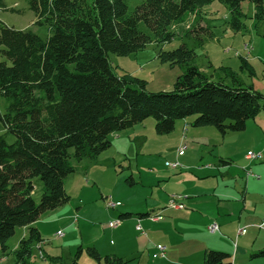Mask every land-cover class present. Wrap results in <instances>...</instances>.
I'll return each instance as SVG.
<instances>
[{
  "label": "trees",
  "instance_id": "16d2710c",
  "mask_svg": "<svg viewBox=\"0 0 264 264\" xmlns=\"http://www.w3.org/2000/svg\"><path fill=\"white\" fill-rule=\"evenodd\" d=\"M24 1L26 8L19 10L0 0V11H31L35 25L47 26L50 36L44 39L0 22V98L9 101L6 113L0 112L6 129L0 136V244L7 252L16 230H28L15 252L18 264H28L34 243L45 242L35 226L40 216L70 202L65 181L76 172L73 162L96 160L113 146L115 134L152 117L157 133L166 135L178 120L195 116L193 126H214L226 135L245 131L248 121L264 112L262 92L236 78L233 85L209 78L186 44L162 49L176 37L177 24L213 2L229 8L228 25L241 32L246 28L244 2L253 4V18L261 23L264 0H146L132 13L128 0ZM191 33L213 37L211 27L202 23ZM151 43L160 49L162 63L183 69L173 91L149 92L145 81L118 75L110 61V54L128 57ZM243 62L253 74L248 60ZM8 134L16 137L13 144L7 143ZM36 179L42 182L39 201L34 198ZM88 251L102 264L95 248ZM82 253L79 247L73 264H79ZM261 257L264 251L252 255ZM104 259L106 264L128 263ZM204 264L233 263L230 254L207 250Z\"/></svg>",
  "mask_w": 264,
  "mask_h": 264
},
{
  "label": "rangeland",
  "instance_id": "374dc122",
  "mask_svg": "<svg viewBox=\"0 0 264 264\" xmlns=\"http://www.w3.org/2000/svg\"><path fill=\"white\" fill-rule=\"evenodd\" d=\"M145 1L128 0L129 13ZM5 3L8 8L19 10L26 8L24 0H5ZM243 9L247 18L244 20L246 28L241 32L230 28L229 8L216 1L204 8L202 16L191 14L182 23L177 24L174 27L176 37L162 49L171 51L186 44L196 53L197 67L209 78L216 81L222 80L228 85H233V79L236 78L244 86L253 87L264 94V57L262 61L260 59L253 63L248 61L253 74L249 68H244L243 62V60L251 59L249 55L251 52L257 58H260L259 54L264 56V21L258 23L253 18L252 3L244 2ZM35 21V14L31 11L23 15L0 11V22L17 30H31L47 39L50 36L49 28L35 25ZM202 22L211 27L214 37L193 36L191 30ZM141 29L149 33L144 25H141ZM255 43L258 47L257 55L253 49ZM159 50L155 43H151L145 50L128 57L110 54V61L118 75L130 74L145 81L149 92H170L174 90L177 79L183 74V69L178 65L162 63L158 58ZM224 68L230 69L234 77ZM8 104L7 99L0 98L2 114L6 113ZM263 117L264 112L255 120L248 121L247 132L228 133L226 137L214 126H193L197 118L195 116L188 118L191 119L188 134L183 126L179 128L180 123L184 125V120H178L172 133L160 135L156 131V121L152 117L132 129L115 134L112 137L113 146L98 157V160L87 159L82 162H73L76 172L65 181V188L71 200L56 210L42 214L35 223L36 228H40L45 242L34 243L28 264H73L79 247L83 248L80 264H99V261L88 251V248H95V241L97 243L99 238H102V241L97 245L101 251L98 247L96 249L102 257V264H106L104 259L106 255L115 254L117 251H122L126 256L127 264H165L166 262L161 260L162 257L160 260L153 258L155 250L157 255L161 256L162 253L157 249L158 243H155L156 246L150 243V231L145 225L142 224L143 229L141 227L138 231L129 230L121 246L120 243L123 240L120 239V235L118 236L119 231L112 230L109 227L110 222L117 221L119 213H124L126 208H132L134 218L138 219L140 214L149 213L163 204L170 206L172 196L185 205L184 202L189 195L181 193V190L188 189L193 192V189L199 188L200 190L192 193L196 195L191 200L213 199V188L217 185L220 186L218 194L228 193L231 198L225 197L226 200L235 205L234 216L228 215L233 219L232 228L225 230L220 225L222 231L212 233L210 227L207 229L198 222L189 221L181 224L176 227L178 231H174L178 239L175 240L176 246L172 248L173 255L170 247L167 252L165 249L163 251L164 255L166 253L169 257L167 260L172 257L176 261L186 262L184 264H204L202 255H198L203 247L227 254L229 253L226 250L233 248L230 255L234 264L236 234L238 236L239 229L246 230V233L240 236L241 239L254 241L255 250H260L259 247L264 244V229H261L260 225L264 220H261L257 227H249L246 223L247 216H245L240 226L238 212L244 208L243 195L249 177L258 182L264 179V159L248 160L246 158L248 150H255V146L259 144L264 145V136L258 134L254 126L255 121ZM4 134L6 129L0 121V136ZM185 134L188 150L186 156L182 158L183 164L180 163L182 167L173 170L167 167L166 163L176 162L180 143ZM6 140L8 144H13L16 137L8 134ZM224 156L226 159H232V165L224 166L220 162ZM209 164L214 165L209 167ZM252 170H255V173ZM35 184L34 198L39 201L42 195V182L36 179ZM249 197V215L254 216L255 207L258 214H263L264 188H252ZM109 202L118 204L119 208L109 209ZM185 207L186 210L192 209L187 205ZM216 218H219L218 214L215 215ZM213 224L216 222L214 221ZM124 228L126 225L120 230ZM57 230L64 233L63 238L55 234ZM28 237L29 232L26 228H18L16 234L6 243L7 252L3 251L0 244V264H18L15 252L20 248V242ZM221 237L230 239L231 246L229 242L218 243L217 240ZM154 239L162 242L161 246H163L167 236L160 234ZM130 250H139V253L130 255ZM43 253L44 256H42ZM54 258L58 263L54 262ZM155 258L158 257L155 256ZM242 262L241 264H244Z\"/></svg>",
  "mask_w": 264,
  "mask_h": 264
},
{
  "label": "crops",
  "instance_id": "0c3cea01",
  "mask_svg": "<svg viewBox=\"0 0 264 264\" xmlns=\"http://www.w3.org/2000/svg\"><path fill=\"white\" fill-rule=\"evenodd\" d=\"M203 11L199 13L200 16H202ZM196 15L197 14H194V16H196ZM202 25H204V22H202ZM213 37H214V33H213ZM254 46H255V48H253V49H254V51L256 52V55H257V51H258L257 43H255ZM249 55H250L251 59L250 60L248 59V61H251L252 63L255 62V60L259 61V59H260V61H262L263 57H264V56H261V54H259L260 58H257L256 56L252 55V52ZM250 66H251V64H250ZM190 121H191V119H186V120L183 121L184 125H181V123L179 125L180 126L179 128H181V126H183V128H184L185 132H187V134L189 133L188 127L190 125ZM254 126L258 130V134L264 136V117L261 118L259 121L256 120ZM248 128L249 127H248V123H247V127H246V130H245L246 132L248 131ZM226 135H223V136L226 137ZM186 137L187 136L185 134V136L182 139V142L180 144H182L183 142L186 141V139H187ZM113 144H114V141H113ZM261 145L262 144L256 145L255 146V148H256L255 150H248V152L246 154V158H247V155H248L249 152H254V153L256 152L257 154H261V158L260 159H252V160L264 159V145H262V146ZM185 156H186V152H185V154L183 156H179L178 155L176 162H179V163L183 164L182 163V160H183L182 158L185 157ZM225 157L226 156L221 158L220 162L224 166L232 165V162H233L232 159L231 158L230 159L229 158L226 159ZM96 160H98V159H96ZM248 160H250V159H248ZM213 165L214 164H209L208 166L212 167ZM173 170H177V169H173ZM255 170H256V168H255ZM255 170H252V172L255 173ZM250 174H252V173H250ZM260 179H262L261 176H260ZM255 187H259L260 189L264 188V179H263V181L258 182L256 180H253L251 177H249V179L247 180V187H246L245 193L243 195L244 208L241 209L238 212L239 213V219H240L239 220L240 226H242L241 222L243 221L245 216H247V222L246 223L249 225V227H251V226L252 227H257V225L258 226L260 225V221L264 220V213L263 214H258L257 209H256L257 207H255L254 210H253V211H255L254 216L252 217L251 215H249V213H250V211L248 209V206H249L248 205V200H250L249 199L250 198L249 194H250V190L252 188H255ZM206 188L209 189L208 187H206ZM218 188H220L219 185L214 186V188H213V194H214L212 196L213 199L204 198V199H201V200L199 198L191 200L192 197L194 195H196V194L193 195L192 193L195 192V191L200 190L199 188L193 189V192H192V190L190 191L188 189L181 190L180 191L181 193H186V194L189 195L188 199L184 203L188 207H191L192 208L191 210H188V208L186 210V207L184 209L183 205H175L176 207H173V206L171 207L169 205L167 206V205L163 204L162 206H160V208L153 209L149 213L147 212L145 214H140L138 219H135L134 218L135 214L133 213L134 210L132 208H128V209L126 208L124 210V213H122V212L119 213L118 220L121 221V224L119 226H117L116 228H111L110 226L109 227L112 230H116V231L118 230L119 231L118 236L120 235V237H121L120 239L123 240V238L126 239V237L128 236L129 230L138 231L137 226H139V225L143 229V226H142V224H143L150 231L149 232L150 235H151V242L150 243L153 246H156L155 243H158L157 245H161L162 244V242H157V240L154 239L155 236L160 235V234H163V235L167 236V241L166 242L163 241V244H165V245H163V247H165V250H166L165 252H167L168 247H170L171 248L170 249L171 253L173 255L172 248L176 246L175 240L178 239L176 237V233H175V232L178 231V230H176V227L180 226L181 224L183 225L185 223H188L189 221L198 222L203 227H206L208 229L211 226V224H213V222L215 221L216 224H218V226L220 228V231H222V228L220 227V225H222L223 228H225V230H228L229 228H232L231 226L234 224L233 223V219L231 217H229L228 215L234 216V214L236 212L235 205H233V203H229V201L226 200L225 197L231 198V196L228 193L225 194V193L222 192L221 194H218ZM202 195H200V196H202ZM203 196H205V195H203ZM205 203H207V205H205ZM118 208L119 207H117L115 209H118ZM115 209H113V210H115ZM212 210H214L215 212H213ZM216 214L219 215V218L215 219V215ZM152 215H156V216L159 215V216L162 217V219L159 220V221H153V220L150 219V217ZM148 220H150L151 222H149ZM218 222H220V223H218ZM125 225H126V228L120 230ZM38 229L40 230V228H38ZM59 231H61V230H57L55 234L57 235V233ZM126 233H128V234H126ZM234 233H235V230H234ZM232 235H234V234H232ZM42 237H43V235H42ZM63 237H61V238H63ZM236 237H237V247H236V250H235V253H236L235 255L236 256L234 257V264H241V261H243L242 263H244V264L245 263L253 264L252 263L253 261L256 262L255 264H264V257L255 258V259L252 258V255H254V254H256V253H258L260 251H264V244H262L259 247L260 250H255L256 249L255 248L256 244H255L254 241L251 242L250 240H247V239H241V237L237 236V234H236ZM138 239L139 238H137V240ZM218 240H217L218 243L219 242H229L230 246L232 244L230 239L226 240L224 237H221V239H218ZM101 241H102V238H99L97 240V243H99ZM97 243L95 241V244H94L95 249L98 247ZM123 244H124V240H123V242L120 243V245L123 246ZM232 249L230 248V250H226V251L230 254ZM82 250H83V248H82ZM99 250H100V248H99ZM119 250H121V249H119ZM207 250H209V248L203 247L202 251L199 252L198 255L199 254L202 255V257L204 259V254H205V252ZM129 252H130V255H134V253H136V252L139 253V250H137V251L130 250ZM252 252H254V253H252ZM249 254H251V255H249ZM154 255L157 256L158 258H155ZM165 255H166V257H165ZM165 255L164 256L157 255V252L155 250L154 253H153V258L155 260H160V258L162 257L163 259H161V260H163V262H166L165 264H184V263H186V262H179V260L176 261L172 257L169 260H167L169 257H168V255L166 253H165ZM106 256L118 257V258H122L124 260H127V258L125 259L126 256H124L122 251H117L115 254H108ZM79 264H80V261H79Z\"/></svg>",
  "mask_w": 264,
  "mask_h": 264
},
{
  "label": "built area",
  "instance_id": "2783aa9c",
  "mask_svg": "<svg viewBox=\"0 0 264 264\" xmlns=\"http://www.w3.org/2000/svg\"><path fill=\"white\" fill-rule=\"evenodd\" d=\"M188 149V145L186 144V142H183L181 145H180V148L178 150V155L179 156H183L185 154V152L187 151ZM261 158V154H257V153H254V152H249L248 155H247V159H260ZM166 166L171 168V169H179L181 167V164L179 162H173V163H170V162H167L166 163ZM172 200L170 201V206L172 207L173 205H184L183 203H179L176 199L175 196H172ZM182 198V197H181ZM187 198V197H186ZM118 207V204H115V203H108V208L110 209H115ZM184 209H185V205H184ZM153 221H159L162 219L161 216L157 215V216H151L150 217ZM121 224V221L120 220H117L115 222H110L109 226L111 228H116L117 226H119ZM260 228L261 229H264V221L262 222V224L260 225ZM137 229L138 230H141V226H137ZM210 230L212 233H217L220 231V228L217 224H213L210 226ZM246 233V230L244 229H239L238 231V236H241V235H244ZM57 236H64V233L63 232H59L57 234ZM157 249H159L162 253L161 256H164V249L165 247L161 246V245H158L157 246ZM157 257V256H156Z\"/></svg>",
  "mask_w": 264,
  "mask_h": 264
},
{
  "label": "bare ground",
  "instance_id": "6f19581e",
  "mask_svg": "<svg viewBox=\"0 0 264 264\" xmlns=\"http://www.w3.org/2000/svg\"><path fill=\"white\" fill-rule=\"evenodd\" d=\"M173 207H176L175 205H173ZM62 237V236H61Z\"/></svg>",
  "mask_w": 264,
  "mask_h": 264
}]
</instances>
